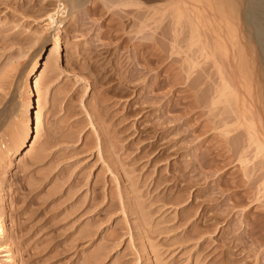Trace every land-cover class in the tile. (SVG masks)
I'll list each match as a JSON object with an SVG mask.
<instances>
[{
    "label": "rangeland",
    "instance_id": "rangeland-1",
    "mask_svg": "<svg viewBox=\"0 0 264 264\" xmlns=\"http://www.w3.org/2000/svg\"><path fill=\"white\" fill-rule=\"evenodd\" d=\"M57 2L0 0V264L7 247L17 264H264L251 140L264 139V100L200 25L203 0H87L57 14L55 46ZM234 22L244 43L260 36ZM229 74L237 101L219 96ZM248 106L257 133L239 117Z\"/></svg>",
    "mask_w": 264,
    "mask_h": 264
},
{
    "label": "bare ground",
    "instance_id": "bare-ground-1",
    "mask_svg": "<svg viewBox=\"0 0 264 264\" xmlns=\"http://www.w3.org/2000/svg\"><path fill=\"white\" fill-rule=\"evenodd\" d=\"M86 1L87 0H58L56 7H54V10L52 12L50 11L48 13V15H47L48 24L47 25H49V24L51 25L53 23H55V25H56L55 26L56 30H55V33L53 35V38H54L53 42L55 43V46H57V41L59 38L58 30H59L60 26H59L58 22L64 21V20H61V19H63L62 17L58 20L56 17L57 14L58 13H60V14H63V13L72 14L80 6L82 7V5H84V3H86ZM228 1L229 0H203V7H202L203 8V20L200 18V20H201L200 25L202 24L201 22H204L207 24L206 29L214 32L215 36L217 37V39L215 40L216 45H217V47L220 48V49L218 48L217 50H219V51L222 50L221 54L224 55L225 61L227 62V66H229L230 71L234 70L233 69L234 66H236L238 68L239 75L241 74V77L245 80V86H246V89H247V92H248L250 98H252V100L255 98L264 100V53H260V48H262V50L264 51V0H237L239 7H242L243 5H246V6L248 5V9H247L246 13L241 12L239 9L237 11L236 10L234 11L236 13L229 11L228 7L230 6L229 3H231V2L229 1V3H228ZM128 2H129V0H128ZM117 3H119V2H117ZM123 3H125V2H123ZM235 5H236V3H235ZM194 7H195V10L191 9L190 13H192L195 17H198L199 12H201L200 7L199 8L196 6H194ZM156 8H157V6H156ZM181 9H183V8H181ZM178 17H179V14H178ZM245 19H247L249 22L255 24L257 26V31L260 32V36L257 37L258 40L254 35L253 36L251 34L247 35V38H246L247 44L244 43L245 41L243 42V40L245 39L246 36H243V34H242V36H241V34H237L238 33L237 27H235L234 25L232 27V25H230L233 21H235L239 24V23H242ZM179 20H181V19H179ZM196 20L199 21V18H197ZM196 20H194V21L191 20V21H193V23L194 22L196 23L197 22ZM216 24H218L219 26L218 25L216 26ZM192 26H195V25H192ZM52 27H53V25H52ZM196 27L199 29V27L197 25H196ZM234 27L236 29H234ZM197 28H195V30L197 32L196 34H198V36H197V38H198V37H201L202 33L200 34V32L197 31ZM47 30H48V28H47ZM200 31H201V28H200ZM257 31H256V33H257ZM194 33H195V31H194ZM239 33H240V31H239ZM196 34H195V38H196ZM200 39L201 38H199L198 41H200ZM59 40H61V39H59ZM216 45H215V49H216ZM43 46H44V41L42 43H40V47L38 48L36 55L32 58V63H31L30 68L23 70L22 75L26 78L24 80L25 81L24 84L26 87L29 86V82H30V81H28L29 74L36 73L38 68H39L40 55H41V50H42ZM202 48H206L204 44H202ZM230 49L233 50L232 51L233 54L231 53ZM216 59H217V57H215V60ZM221 59L223 60L222 56H221ZM216 62L219 63L220 61H216ZM222 62H224V61H222ZM219 68H221V67H219ZM226 75L224 77H226ZM227 77H229V78H227ZM227 77H226L227 80H225V81L223 80L224 78L222 77L223 78L222 79L223 85L219 89V93H220L219 96L221 98V95H223L222 97H224V96H227V94L228 95L231 94V96L233 95V99H236V98L238 99L239 93L237 92L238 93V95H237V93L233 90V85H235V84L233 82L231 83V80L233 77L231 78L230 74ZM242 87H243V84H242ZM236 89L237 88H235V90ZM26 94H28V96H27L28 101L26 102L27 103L26 104V113H25L26 116H25V119L23 121L25 130L28 127L27 111H28V106L30 104L29 100L31 99L29 96V90L28 89H26ZM257 94H259L258 97H257ZM227 99L230 102V100H229L230 98H227ZM233 99H231V102ZM237 99H236V101H237ZM216 100H217V98H216ZM243 100H245V102H244L245 103L244 107H245L246 103H247L246 102L247 99L244 97ZM240 114H241V116L239 115V117H243L248 122V127L252 129L253 126H255L254 124H256L255 120L253 121L254 114H253L252 109L248 106L243 111L241 110ZM236 116H237V114H236ZM239 119L241 120V118H239ZM249 128H248V130H250ZM252 130H254V128ZM254 131L256 132V130H254ZM251 134H252V132H251ZM252 136H253V139H251V140H253L255 142L256 149H257L256 151L264 150V139L256 137L254 134H252ZM23 143H24V138L21 140V142L14 143V145L12 146L11 149H7V150L3 149L4 152H3L2 158L6 155H11V154L17 152L21 148ZM252 146H253V144H252ZM0 202H1V199H0ZM1 206H2V203H0V208H1ZM6 230H7V228L5 227L4 218L1 216V213H0V237H5ZM4 247H5V245L3 246V248ZM3 252L4 253L2 255H4V258L10 264H17L18 255L16 257V253H15L16 251L14 252L11 248L7 247V248H4Z\"/></svg>",
    "mask_w": 264,
    "mask_h": 264
}]
</instances>
